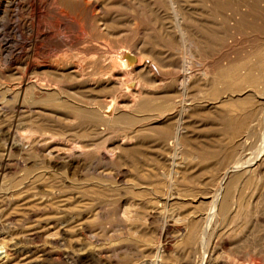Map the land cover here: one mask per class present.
Listing matches in <instances>:
<instances>
[{
    "label": "rangeland",
    "instance_id": "374dc122",
    "mask_svg": "<svg viewBox=\"0 0 264 264\" xmlns=\"http://www.w3.org/2000/svg\"><path fill=\"white\" fill-rule=\"evenodd\" d=\"M43 1L51 9L56 6L62 7V11H64L63 16H66V14L68 13L67 15L69 16V19H65L68 16L64 17V20H65L64 21L60 17L55 16L56 14L50 13V12L48 13L49 15L47 16L42 8L40 10L37 9L33 5V2L30 0H17V2L15 1L14 3H12L11 7L9 8V11L11 12L12 16L10 17L0 16V44L1 45L6 44L4 53L0 54V107L2 109L0 110V175L2 173H3L2 176L4 175L3 179L1 177V182H0L1 183L0 184V246H10L12 244H16V241H18L20 247L26 246L30 248L29 251H18L17 253L16 251L12 252L13 261L11 264L13 263L14 264L15 263L16 264L18 263L19 264H135V263L139 264V263H143L144 260H145V264H150V263L154 264L155 261L157 260L154 254L156 252L157 247L159 246L157 234L163 225L160 212L169 213V214L172 213L173 215L179 214V216L185 215L186 213L189 212V210L192 207L191 203H189L190 198H192L191 191L193 190L194 187L202 188L201 185H196L195 182H193L191 183V185L189 184V188L191 187L193 188L188 189L185 192L183 191V194H182L183 197H179L176 195V193H174L170 197V200L166 202L164 200L165 197L164 198L162 197L164 196L162 194H164L167 189L165 187L166 183L164 184L163 182H161L165 180V178H162V177L164 176L163 174L169 173V169L171 165V161H169L170 141L169 139L167 140H163V139L165 138L166 135H169V133H171V131L173 130L174 124H175V122L173 121L175 120H170L169 123L167 122L166 124L162 125L161 128H160V125H157V128H156L153 126V123L151 122L152 120H150V118H147L146 116L147 113L142 111V112H138L140 115L136 112L137 115L133 114V115L127 116L129 117L128 119L132 120V122L130 121V123L127 117H125L124 119H122V121H118L120 125L117 123L116 121L117 118H116L115 122L117 123V125L115 124L114 121H113L114 122L113 124L111 123L112 125L115 124L116 127L112 126L114 128H112L111 125L107 127L99 125V129L105 128L106 131L108 130V128L111 127L112 129H109L110 131L109 130L108 131L112 135H110V133L107 135V132H108L107 131L106 134L104 135H101V134L95 135L93 138L86 137V139L88 140L90 139V141H93L94 149L92 147L91 154L87 157V161L80 167V169L76 172L75 175L71 174L70 172H67L65 169L57 170V171H54L52 168L46 169L43 166L44 165L43 159L40 156L37 157L36 155L28 156L26 154H22L19 146L18 148H16L17 147L16 142H19L18 138L24 137L30 134L33 136H40L41 132L49 131L48 127L50 126L58 127L60 124L64 128L71 127V128H74L75 132H79L75 134L71 130V132L73 133L69 132L70 134L68 133L67 137L68 136L69 138L73 137V139L74 138L85 139V137L83 138V136L86 135V132H87L86 128L91 126V122L87 120V117H89L88 115L90 112L88 110H85V106L87 104H84V103H86V100L84 102V100L82 99L84 92L80 86L78 87L79 82H77L76 79H72L69 77H64V78L58 77L57 79H59V84L62 87V92L57 94L58 98L56 97V94H55V96H53L55 98L52 99L51 95L53 94H51L48 97H45L46 99H42V97H39V90H38L39 86L37 88L36 82L37 84L38 82L39 83L47 82V83L53 84V80L56 77H53V74H50V72H48L49 70L53 73V71L50 70L49 68L41 69L38 67V70L31 69V68L30 70L26 66L27 63L35 62V64H40V65L45 64V65H49L50 67L55 66V65L57 66L60 64H63L64 66L82 65L87 72L91 70L90 73L91 72L98 73L100 71L103 72L105 70H108L109 72L111 70H109L106 67L104 68L102 67V66H108L107 64L108 62L107 61L105 62V60L109 58L108 55L111 53H117L120 47H123V48L125 47L129 50L135 49L136 46L135 45L133 46L135 41L136 42L142 41L143 43L146 41L147 43L145 42L144 45L146 44L148 45V47L145 45L144 48L147 51L156 52L155 53L156 55H153L152 57L156 61L153 59L154 61L151 62L152 60L151 57H150L151 60L150 59L146 60V62L149 65H151V70L149 71V73L147 72V73L139 74V76L137 77L139 78L140 81L138 82H141V84H144L146 87H150L153 90L154 88H156L155 90L159 92H163L161 91V89L163 87V84L166 83L164 84L165 87H163V89L166 92H170L171 95L172 93H175V95L177 93V96L173 95L171 96V99L169 100H165L163 98L162 103H161V100H159V102L155 101L154 105H155V108L159 107L158 109H165L166 107H169L170 104L171 105L173 104L172 105L173 108L170 105L171 109L168 111L171 112V115L173 116L176 115L178 111L180 110V101L183 100V96L178 95V93L181 94V92L178 91L179 89L178 83L180 82L182 76L184 75L182 73H185V72L181 67L182 66L181 63L180 65H178L179 62H181L180 53L182 55V51H181L182 48L178 43L177 36L174 34V31L170 29L171 23H166V22H171V19H170L171 14H169L170 11L168 12V10L165 9L167 7V5H165L166 1L162 0L165 2L163 3L161 2V0H158V1L156 0H149V1L148 0H99V1L98 0L96 1L86 0V1H91L92 5L93 4L95 5L93 7H95L94 12L96 13L97 18L99 19L98 22L104 23V24L100 23V28L104 29V30L102 29L103 32L99 28V30L101 31H98L97 29V34H95V39H97L96 43H99L102 48H105L104 49L105 52H103V49L101 51L102 55L105 54L103 55L104 57L101 55L104 59L103 58L100 59L98 55L97 58L100 59L98 60L100 62L97 64L93 63V59H92L93 58L92 55L95 56L97 55V53H95L94 51L92 52L93 49L91 48V46H89V48L87 47L88 48L87 49L88 53H87V50L84 48V45L81 40L83 33L81 32V26H80L81 22L79 23V21H81L80 20L81 11L79 9L81 8V5H83V1L85 0H55V2L53 0H43ZM58 1L59 3L61 2L62 5L61 4L59 5ZM178 1H179V4L182 6V8L185 10V12L190 11V10L192 11L194 9L193 10L194 12L190 11L189 14L191 13L195 14V17H193L192 14L191 16L194 18L193 20L196 22V28L194 31V35L198 34V36L195 35L193 37L195 38L201 37L200 39L204 40L205 46L203 48L204 50L200 49L201 50V51L199 50L200 52H194V54L192 55L194 57L191 58V60L194 61V64H191L192 66L190 68V72H191V76L193 75L192 83H194L195 86L192 84V86L190 85V88L188 87L187 91L189 89L190 90L186 92L187 98H186V95L184 98L188 99V101L187 100L185 101L186 104H189L191 101L192 102L191 104L193 105L191 109H189L190 113L187 111V113L185 114V120L187 119L186 124H189V125H187V129L182 138L184 142V146L181 149L182 151L180 150L181 151L180 156L182 157L185 156L186 158H184L183 162L181 163L179 161H182V158L179 157L178 158L179 160L177 159V163L178 164L181 163L178 165L180 167L183 165L182 166L183 168H187V167L191 168V169L187 168L186 170L183 169V172H184L183 175L187 177H195L197 175L199 176L200 180L203 181L202 185L205 186L204 184L206 181L209 184H213V180H214V183H215V177L219 174L217 170L221 167L222 154H223L222 153L223 152V132L226 126V119H224V116L228 114H232V116L234 117H239L238 114L241 113V109H244L245 112L246 111L248 112L249 104H250L246 101V102L241 103L243 105L245 103V106L238 105V108H235L236 105L235 107L233 105V107L231 106V109L234 108L233 111H231L230 109V105H229L230 103H228L227 106L225 104L222 105V106H225V108H222V106L215 107L214 104H212L216 101L214 99V97H216L215 95L218 94L217 98L221 97L223 94L225 95L223 91L225 90V88L229 90L231 86L232 87L235 86L234 88H231V89H236V86L237 88H240L242 86V82L237 80V77H236L237 75L231 74L232 76L234 75V77H229L231 76L230 74L225 75V70H226L225 65L229 61L234 62L233 60L237 61L238 59L241 60L240 63L238 62L240 65H241V62H244V63L249 62V63H245V65L247 64V65L253 66L254 75L256 72L255 76H258L260 79L262 78L261 80L264 79V76H263L264 73H261V70L264 71L263 69L264 68V63H263L264 62V59H263L264 58V55H263L264 54V46H263L264 45V0H227V1L226 0H207V1L206 0H178ZM157 2H159V5L163 3L165 6H163L162 4H161L162 6L161 5L158 6ZM16 3H20V7L17 8ZM71 6H73L74 8H72ZM75 6L77 7L75 8ZM154 12L155 13L157 12V14H155ZM196 12L197 14L198 13L199 14L197 15ZM236 13H240L242 14V16H235ZM205 14L208 16H206ZM210 14H211V17H210ZM133 16L135 17L133 18ZM159 16H161V18L165 21L163 22V20H160L161 18H158ZM77 17H79L80 19ZM163 17L167 19H164ZM131 18L133 19L137 18L135 19L137 21ZM236 18L241 19L240 20L241 28H239L238 26L236 30H234V28H232L233 25H231V23L234 22ZM66 21L68 22L66 23ZM161 21L164 24L163 25L161 24L160 26ZM129 22H132V23H129ZM133 23H135V27L132 26L134 25ZM165 24L166 26L168 24L170 26L166 27L167 28L166 29ZM45 26H49V28L53 30V34L55 35V37L54 38L50 37L48 38V40L44 42H41L40 40L36 42L35 38L42 34ZM252 26L254 29H252ZM159 27H162V28H159ZM106 28H109L108 31L106 30ZM131 28L132 29L135 28L134 31H132ZM165 29L166 30L169 29L170 31L169 30L168 31L170 33L168 31H165ZM59 30L62 32L63 30L65 31L61 33L59 32ZM67 30L68 31L72 30V31L70 33ZM91 30L95 32L92 26H91ZM152 30L155 32H153ZM231 30L234 32L231 33ZM120 32L123 34H120ZM171 32L172 34H174V36H171L172 38L170 37V35H172ZM203 32H204V35H203ZM101 33H104V34H101ZM166 33L169 35L168 36L169 38L165 36ZM251 33L253 35H251ZM99 34L102 36L101 38L99 37ZM64 35H68V36L65 37ZM96 35L101 41L98 40ZM158 37H159V40H158ZM214 37L216 39L218 38L217 40L219 42L215 40ZM141 38L143 39L141 40ZM124 39L125 41L123 42ZM234 40L236 42H234ZM158 42H160L163 46H166V47H163ZM229 42L232 44H230ZM34 43H35V46H34ZM149 45L151 46V48L153 47L154 49L153 48H152L153 50L151 48L149 49L150 47ZM155 45H156V48H155ZM112 47H113V50H110L112 49ZM176 48H179V49H176ZM156 49H159V50L156 51ZM106 50H108L107 53H106ZM169 51L171 52L174 51L176 53H170ZM162 52L165 54H160ZM170 54L174 56L172 57V55ZM106 55L107 57H105ZM158 55H161V56L159 57ZM165 55L166 57L168 55V57L170 59L172 58V60L170 61L168 57H167L168 58L167 60ZM155 57H158L159 60ZM198 57H201V58H198ZM207 58H208V61H207ZM103 60L107 65L104 64ZM199 61L201 62L197 63ZM255 62H258V63L254 65L253 63ZM255 66H258V67L255 68ZM86 68L87 69L91 68V69L87 70ZM259 68H262V69H259ZM101 69H104V70H101ZM207 69L209 70V72L207 71ZM25 70H27V72ZM32 70L33 71L36 70V71L33 72ZM114 70H116V68ZM221 72H223V75H222L223 77L221 76L222 74ZM194 73H195V76H194ZM148 74L153 76L154 79L151 76H148ZM259 74L263 77L259 76ZM144 75L147 77H145ZM203 76H205V78ZM207 76L208 78H206ZM213 76H215V80L213 79ZM21 77H23V79ZM43 77L46 79H44ZM41 78H43L42 79L43 81L41 80ZM219 79H221L222 83L219 82ZM159 80L163 81V82L161 81L162 84L160 83ZM175 80L178 85H176ZM206 80H208L209 83L207 85H203L205 84ZM23 81L25 83L27 82L24 87L26 90H24L23 96L21 95L19 96L18 98L19 101H18L15 97L16 92L14 88L17 91L18 86ZM28 81H31V82H28ZM154 81H157L156 84L154 83ZM173 81H174V84H173ZM132 82L137 83V79L132 80ZM195 82L197 83L195 84ZM133 83L131 84V89L134 88ZM157 83H159V85ZM210 83L215 84V85H211V86H214L213 88H215V86L217 87L219 86L217 89L215 88V91H218L220 89L221 92L218 91V93L217 92L214 93V91L211 90V87L209 86ZM221 84L223 85L225 84L224 86H227V87L223 88L224 86H222ZM136 85H138V83ZM75 86H76V89L78 91L80 90L81 92L80 91L78 92L75 89ZM166 86H169V87H166ZM172 86H175V88ZM221 86L222 88H220ZM157 88L159 90H157ZM207 88H209L208 92H207ZM100 89L101 91L98 90L96 93L100 100H102L104 97L105 98L107 97V99L113 100V99L118 98L120 95L121 96L127 95V94H124L123 92L119 95L116 94L115 92L117 89L116 85H115V88L114 87H109V88L104 87V89H107L105 91L103 88H100ZM102 89L104 93L102 92ZM27 90H31V91L28 92ZM110 90H111V93H109ZM209 90L211 91L209 92ZM65 92L67 93L66 95L63 94ZM199 92L200 93L202 92V95L204 97L207 94L206 98L207 97L208 98L207 99L205 98L206 99L205 102L207 103L204 102V99L202 100V98L204 97L200 96L201 94L199 95ZM27 93L30 96H28ZM68 93H69L70 98L73 97L72 99H70V101H69V98H67ZM80 93H82L83 95ZM212 93L215 94L214 97H212L213 96ZM221 93L222 95H220ZM11 95H13L15 100L12 99L13 97L12 98L10 97ZM24 97H26L27 99H25ZM49 97L51 98L50 100H49ZM75 97L76 98L78 97V98L74 99ZM181 97H182V100L180 99ZM211 97L215 101H212ZM23 98L26 100L24 102L25 105L24 103H22L23 106L21 108H18L16 105H19L21 102H23L24 100ZM36 98L37 99L40 98V101L42 102H39L38 101L39 99L37 100ZM196 98L198 99L201 98L199 99V101L202 100L201 102H204V103H201V104L202 105L205 104V105L201 106V104L199 103L198 100H196ZM55 99H56L55 103L53 102L52 104L51 101L52 100L54 101ZM43 100H46V101L43 102ZM47 100L50 103L47 102ZM193 100L194 101L196 100V103L194 102L195 104L193 103ZM33 101H38L39 103L33 102ZM170 101L171 103H169ZM72 102H74V104L76 105H74ZM166 102L168 104H166ZM197 103L200 105L197 106L196 105ZM46 104H50V105L52 104V105L47 106ZM68 105L69 106L71 105V106L69 107ZM79 105L82 107H80ZM74 107H76L75 110H74ZM69 108L71 109L70 111H69ZM104 109L102 108L101 113L104 115H110V112H107L106 108ZM259 111H261V109ZM144 113H146L145 114L146 119H144V116H143ZM64 116L66 117L63 118ZM81 116L85 117L86 119L82 118ZM141 116H143V120ZM71 117H74L75 119V120L72 119V122H71ZM131 117L136 118V119L140 117L139 119L140 121L133 120V118ZM62 118L64 120H62ZM66 119L68 120L66 121ZM79 119L81 122L79 121ZM33 120H36V122H34ZM30 121L31 123L32 122L35 123V126L37 129L39 128L38 126H42L41 128H44V129L46 128L45 129L46 131L44 129L42 131H39L38 129V131L36 132L37 129L34 128L35 126L32 127V125L34 124H30ZM43 121H47L48 124L46 122L43 123ZM121 122L123 124H121ZM125 122H127L126 123L127 125L126 124L124 125ZM36 123L38 125H36ZM131 123H135V124L131 125ZM151 126H153L154 128H152L151 130H148L151 128ZM163 126L165 128H163ZM52 127H50V129ZM138 127H140L141 129ZM168 127L170 128L169 130H168ZM132 128L135 130H138L137 131L138 135L141 136L143 134L142 135L143 137L139 136V141L140 142L143 141L142 143L144 144V146H146V148L143 146V144H141V145H138L139 147H137L135 150L133 149V151L131 150L132 148L128 149L124 153V156L121 157V162L117 160V162L115 161L111 163L109 162V160H105L101 158L99 159L98 157H96V153L98 149L99 151H104L107 146L115 147L116 145H118L117 142L119 141L120 137L123 134L128 133L129 131L132 132L133 131ZM166 128L167 130H165ZM34 129H36L34 131L35 133L33 132ZM82 129L84 130V132L82 131ZM163 130L166 131L164 134H162ZM8 131L13 132L15 135V141H14L15 149L13 150L14 153H12L10 159L7 161L6 160L4 161L2 159L3 145L5 144ZM31 132H33V134ZM146 132L149 135H147ZM81 133L83 135H81ZM112 136H114V138H112ZM117 137H119V139ZM2 138L5 141H2L3 140ZM111 139L113 141L115 139L117 140H115L114 142H111L112 141ZM105 144H107V146ZM141 147L143 148L141 149ZM154 147L156 149H154ZM145 149H146V152H145ZM157 149H159V152ZM162 149H164L165 151ZM93 150H97V151H93ZM162 151L164 152L163 154H162ZM132 152H136V153L133 154ZM141 152L142 153L145 152V153L141 155ZM156 153L162 154L161 155L162 158L159 157L160 155L159 156L156 155ZM20 155H22L23 157ZM153 155L154 156L156 155V157H154ZM163 155L167 156V158H165ZM25 157H28L29 160L28 158H25ZM152 157H154V159ZM158 157L159 159H155ZM163 157L165 158V161ZM159 164H161V166ZM155 165L156 166L158 165L159 169L156 168ZM112 166L113 167L115 166V167L113 168ZM98 168H100L99 169L100 172ZM104 168H106V170H104ZM41 169L43 171L47 170L46 171L47 177H44L41 175L42 174ZM154 169H156L160 173ZM149 170L156 171L157 173L155 172L153 173L158 174L159 177L157 176L156 178L155 174H152V172H150ZM190 170L191 172H189ZM104 171L106 173H104ZM127 172L129 173V175ZM29 177L31 180H29ZM152 177L155 178L154 180H157V181H153ZM32 179L35 182H33ZM42 180L44 181L42 182ZM154 182H157V183H154ZM160 185L162 186L161 188H160ZM153 188L159 194L156 199H155L156 193L155 191H153ZM37 189L38 190L45 189L47 192H50V194L53 197L54 196L56 197V199L54 198L55 201L48 207L47 211H50L51 213L55 212L56 214H63L62 216H73V215H76L78 212H81L83 216V221H84L83 225L80 226L81 228H79V226H70V225L61 228L59 230V235H60L59 240L55 239L56 236L54 235V232H53L55 228L50 229V232H53L51 234V237L52 235L54 236V238L52 237V240L45 237L47 236V234H45V230H41V233H39V235H35V234L27 235L28 238H26V236L23 238V236L21 235L16 236V234L18 233L25 235L23 233L24 230H25L24 231L25 233L32 231L31 230L32 226H30L29 223H23V222L16 223V217L19 216L22 212L23 213L26 212L21 208V206L23 205L17 204L18 205V206L16 205L17 207L14 206V204L17 203L16 198L19 195L23 194L24 192H25L24 193L25 195L26 194L28 195L27 191L31 193L33 192V190L35 191ZM12 193H15V194L12 195ZM69 194L73 196L72 198L74 199V201H71V199L69 198L70 196H68ZM160 194L162 196H160ZM61 195H63L62 199H61L62 197ZM57 196H59V198ZM65 196L67 197V200ZM57 200L60 201V203ZM73 202H76V203H73ZM260 202L261 203L259 204V209L261 211V215L264 217V191L261 194ZM59 204L61 205L59 206ZM130 204L132 207L130 206ZM53 206H55V208ZM123 207L132 208L133 218L131 217V219L134 222L131 220L128 224L123 223V221L121 220L119 216V212H117V210L121 211V208L123 209ZM79 208H81V210H79ZM34 209H36V211L39 214L43 211L42 208H39L38 210L37 208H34ZM143 217L145 220V224H143ZM4 219H5V222H3ZM138 221H141V222H138ZM174 222H175L174 218L170 217L169 224L173 225ZM244 222H245V218L242 215L240 216L239 219L236 220V222L232 224L233 226L231 227H233V230H237L238 228H242V227L244 228L242 229L241 232H239L238 230L237 231V233L239 232L238 234L232 233L231 236L227 233V231H225L224 228H221V226H218L219 230L217 231V235L213 238V241H216L218 246L224 249L223 255H224V252L227 253V255L224 257L222 256V252L219 251V255L221 254V257H223L222 259L230 261L231 264L233 263L249 264V262L253 259H256L259 262V264H264V227L260 226L261 225L260 223L258 224L255 223V221H253L252 218L249 219L247 223H244ZM133 232L134 233L137 232V233L133 234ZM171 235H173V229H170L169 231V236L171 237ZM219 235L220 237H217ZM223 241H226L227 244L224 246H221V243H223ZM177 247L178 245L175 243L171 245L168 254L161 259L160 261L161 264H178V257H180L181 254L179 255V250L177 249ZM260 250L263 254L259 253ZM62 251L63 252L66 251L68 252V254L65 255V257L62 260H59L57 253L62 252ZM55 256L57 258H55ZM153 256H155L154 257L155 259L153 258Z\"/></svg>",
    "mask_w": 264,
    "mask_h": 264
},
{
    "label": "bare ground",
    "instance_id": "6f19581e",
    "mask_svg": "<svg viewBox=\"0 0 264 264\" xmlns=\"http://www.w3.org/2000/svg\"><path fill=\"white\" fill-rule=\"evenodd\" d=\"M15 1L17 2V0H0V14H1L0 16H2V17H7V16L10 17V16H12L11 15V12L9 11V8L11 7L12 3H14ZM30 1L33 2V5L37 9L40 10L42 8L43 11L46 13L47 16L49 15L48 14L49 12L56 14L55 16H58V17H60L63 20H64V17H67L68 16L67 15L68 14L67 13L68 11L66 12L67 13L66 16H63L64 15L63 14L64 11H62V7H59V6L57 7L56 6V7H54V8L51 9L50 7H48V5L43 0H30ZM53 1L55 2V0H53ZM156 1H158V0H156ZM164 1H166L167 4ZM164 1L161 0V2L165 3V5H167V7L165 9H167L168 12L170 11L169 14H171V16H170L171 22H166V23H171V26L169 24L166 26V24H165V28L168 27V26H170V29L173 30L174 31V34L177 36L178 43H179V45L182 48V50L180 49L182 51V55L180 53V56H181L180 57L181 58L180 60H181V62H179L178 65H180V63H181V65H182L181 67H182V69L185 72V73H182V74H184L183 76L181 74L182 78H181L180 82L178 83L179 84L178 91L181 92V94L178 93V95L183 96V100H182V97H181L180 99L182 101H180V110L179 111L177 110L178 113L176 115L173 116V115H171V112L168 111V110L171 109V107L173 108V106H172L173 104L172 105L170 104L171 107L169 105L170 108L165 106L166 107L165 109H158L159 107L158 108L157 107L155 108V105H154V102L155 101L159 102V100H161V103H162L163 98L165 100H169V99H171V96H173V95L174 96H177V93H176V95H175V93H172V95H171L170 92H166L163 89V87H165L164 84H166V83L163 84V87H162L163 90L161 89V91H163V92H159V91H156L155 90L156 88H154V90H153L152 88L146 87L144 84H141V82H138V81H140L139 78L137 77V76H139V74H141V73H147V72L149 73V71L151 70V65H149L146 62V60L150 59V57L152 58L153 55H156L155 54L156 52L147 51L144 48V46L146 45V44L144 45V43L146 41L144 43L142 41H139V42H136L135 41L134 44H133V46L134 45L136 46L135 49L129 50V49L125 48V47L124 48L123 47H120L119 48V51H117V53H111V54H109L108 55L109 58L108 59L106 58L107 60H105V62L106 61L108 62L107 63L108 66H102V67L103 68L106 67L109 70H111V71H109L110 73L108 72V70H105L103 72L100 71L98 73L97 72L96 73L94 72L95 74L92 73V72L90 73V71H91L90 69L91 68L90 69H87L86 68L87 70H90L89 72H87L82 65H67V66H64L63 64H60V65H57V66L55 65V66L50 67L49 65H45V64L40 65V64H35V62H29L27 64L25 63L26 66L29 69L31 68V69H37L38 70V67L41 68V69L49 68L50 70L53 71V73L51 71H49V70H48V72H50V74H53V77H56L53 80V84L52 83H47V82H41V83L38 82V84H37V82L35 80L36 85H37V88L39 86V89H38L39 90V97H42V99H46L45 97H48L51 94H53V95H51L52 96L51 98L53 99V98H55V97H53V96H55V94H56V97H57V94H59L60 92H62V87L59 84V79H57L58 77H60V78L69 77V78H72V79H76V81L79 82L78 87L80 86L81 89L84 92V95L82 93H80V94L83 95L82 99L84 100V102L86 100V103H84V104H87L86 105L87 107L85 106V110H88L90 112L89 115L87 113V115L89 116V117H87V120L89 122H91V126H89L88 128H86V131H87V132L85 131L86 132V135L83 136V138L85 137V139H81V138H74L73 139V137L72 138L70 137L71 138L70 139L69 136L67 137V135H68L69 132H71V130L75 134L76 133H79V132H75L74 131V128H71V127L70 128H64L61 124L58 127H54L53 126L54 128L52 126L48 125V126H50L52 128L50 129V127H48L49 129L48 128L47 129L49 131L47 130L48 132H41L40 133V136H33V135H31L29 133L30 135H27V136L18 138L19 139V142H16V146H17L16 148H18V146H19L21 153L22 154H26L28 156H30V155H34V156L36 155L37 157L40 156L43 159V163H44L43 166L46 169L52 168L54 171L65 169L67 172H70L71 174L75 175L76 172L80 169V167L87 161V157L91 154L92 147L94 146L93 141H90V139L89 140L86 139V137L93 138L95 135H99V134L104 135V134H106V132L109 129L114 128L112 126H115V124L117 125L118 121H122V119H124L125 117L130 116V115H133V114L137 115L136 112L137 113L138 112H142V111L143 112H146L147 114L144 113V115H143L144 116V119H146V117H145V114H146L147 118H150V120H152L151 122L153 123V126L156 127V128H157V125H160V128H161L162 125L166 124L167 122L169 123L170 120H175V121H173V122H175V124H174V128L172 127L173 130L171 131V133H169V135H166L164 139L161 137L163 140L169 139V141H170V143H169V155H170L169 161H171V165H170L169 173L168 174H163L165 177L163 175H162L163 177L161 176L162 178H165V180H163L161 182H163L164 184L166 183L165 187L167 189H166L165 193L162 194L164 196H162L161 194H160V196H162L163 198L165 197L164 198L165 202L166 201H169L170 200V197L174 193H176V195L179 196V197H183V195H182L183 194V191L185 192L188 189H192L193 187L189 188V184L191 185V183H193V182H195L196 185H201L202 188L194 187L193 190L191 191L192 192V198H190V202L189 203H191L192 207L189 210V212L186 213L185 215L179 216V214L178 215H175V214L173 215L172 213L169 214V213H161L160 212L163 225H162L161 229L159 230V232L157 234L159 246L157 247L155 254L153 252V254L156 256V257L153 256V258L155 257L157 259L154 264H161V262H160L161 259L168 254L169 249H170V247H171V245L173 243H175V244L178 245L177 249L179 250V255L181 254V256L178 257V264H231L230 261H227V260L222 259L223 257H221V254L219 255V251L222 252V256H224V257L227 255V253L224 252V255H223V250L224 249L223 248H220V246H218V244L216 243V241H213V238L217 235V231L219 230L218 226H221V228H224L225 231H227V233L230 236H231L232 233L238 234L239 232L242 231V229L244 227L238 228L237 230H233V227H231V226H233L232 224L234 222H236V220L239 219L240 216L243 215V217L245 218V222L244 223H247L249 221V219L252 218L253 221H255V223H257V224L260 223L261 224L260 226H263L264 227V217L261 215V211L259 209V204L261 203L260 202L261 201V194L264 191V81H263L264 79L261 80L262 78L260 79L258 76H255L256 75V72H255V75H254L253 66L247 65V64L245 65V63H249V62H245V63L244 62H241V65H240L239 63H240L241 60L238 59L237 61L233 60L237 64L234 63V62H232V61H229L225 65L226 66L225 75H229V74L230 75L231 74L237 75L236 76L237 77V80H239V81L242 82V86L240 88H237V86H236V89H231V88H234L235 87V86H233V87L231 86V88L229 89L230 91H229L227 88H225V87H227V86H224L225 84L224 85L221 84L222 86H224L223 88H225V90L226 89L227 90L226 91L223 90L224 93H225V95L224 94L222 95V93H221L220 95H222V96L219 97V98H217V95H218L217 93H218V91H220V89L218 91H215V88L217 89L219 86L218 87L215 86V88H213L214 86H211V85H215V84L210 83L209 86L211 87V90H213L214 93L217 92L216 93L217 95H215V94L212 93L213 94L212 97H214V95L216 96V97H214V99L216 101L211 97L212 98V101H215L212 104H214L215 107H220V106H222L224 104L227 106V104L230 103L229 105H230V109H231V106L233 107V105H234V107H235V105H236L235 108H238V105L239 106L240 105H243L241 103L247 101L248 103H250L249 104V110H248V112L247 111L245 112L244 109H241V113L238 114L239 117H234V116H232V114H228V115H225L224 116V119H226V126H225L224 132H223V152H222L223 154H222L221 167L217 170V172H219V174L215 177V183H214V180H213V184H209L206 181L205 184H204L205 186H203L202 185L203 181L200 180L199 176L196 175L195 177H187V176L183 175L184 174L183 169H185V170L187 168L191 169L190 167L183 168L182 167L183 165L181 167L178 166V165L183 162V159L184 158H186L185 156L184 157L180 156L181 155V151H182L181 149L184 146V142H183L182 138H183V135H184V133H185V131L187 129V125H189V124H186V120L187 119L185 120V114L187 113V111L189 112V109H191V107L193 105V104H191L192 102L190 100H189L190 103L189 104H186L185 101L186 100L188 101V99H185L184 97L186 95V92H188L190 90L189 89L187 91L188 87L190 88V85L191 86H192V84L194 85V83H192V79H193L192 76L193 75L191 76V72H190V68L192 66L191 64H194V61L191 60V58L194 57L192 55L194 54V52H200L201 51L200 49H203L205 45H204V40L200 39L201 37L200 38L199 37L198 38L193 37L195 35L198 36V34H195L194 35V31H195V28H196V22L193 20L194 19L193 17H195V14L194 13H191L192 16H193L192 17L191 14H189L191 10L185 12V10L179 4V1L178 0H164ZM159 2H157L158 3V6H160L161 4L163 6H165L163 3H161L159 5ZM157 3H156V5H157ZM29 4H30V2H29ZM58 4L60 5L61 2L59 3V1H58ZM146 5H147V3H146ZM93 6H95V5L94 4L92 5V2L91 1H86V0L83 1V5H81V8L79 9L81 11V14H80L81 15V19L79 17H77V18H79L81 20V21H79V23L81 22V24H80V26H81V32L83 33V36H82L81 40H82V43L84 45V48L87 50L89 48V46H91V48L93 49L92 52L94 51L95 53H97V55L94 54L95 56L92 55L93 58L91 57L93 59V63L97 64V63L100 62L98 60H100L101 58L104 57L103 55H105V54L102 55L101 54V51L103 49V52H105V50H104L105 48H102L99 43H96V40L97 39H95V34H97V29H98V31H101L103 28L102 29L100 28V23H102V22H100V23L98 22L99 19L97 18L96 13L94 12V10H95L94 8L95 7H93ZM213 6H215V5H213ZM16 7L17 8L20 7V3H16ZM71 7L74 8L73 6H71ZM76 7L77 6H75V8ZM213 13H215V12H213ZM108 14H109V12H108ZM155 14H157V12ZM196 14H197V12H196ZM221 15H223V14H221ZM206 16H208V15H206ZM235 16H242V14L236 13ZM134 17L135 16H133V18ZM210 17H211V14H210ZM124 18H126V17H124ZM133 18H131V19H133ZM158 18H161V16H159ZM65 19H69V16L67 18H65ZM135 19H137V18H135ZM135 19H133V20H135ZM164 19H167V18H164ZM160 20H163V19L161 18ZM160 20H158V21H160ZM240 20L241 19L236 18V20H234V22L231 23V25H233L232 28H234V30H236V28L238 26H239V28H241L240 27L241 26ZM127 21H128V19H127ZM135 21H137V20H135ZM164 21L165 20H163V22ZM67 22L68 21H66V23ZM108 22H110V21H108ZM161 22H160V26H161V24L162 25L164 24L163 22L162 23ZM129 23H132V22H129ZM135 23H133L134 24V25H132L133 27H135ZM77 24H78V22H77ZM102 24H104V23H102ZM117 24H119V23H117ZM125 24H126V22H125ZM91 26L95 30V32L93 30H91ZM102 26H104V25H102ZM140 27H139V29H140ZM99 28L101 30H99ZM159 28H162V27H159ZM108 29L109 28H106L107 31H108ZM134 29H132V31H134ZM166 29H165V31H168L169 30V29L168 30H166ZM207 29H209V28H207ZM217 29H219V28H217ZM252 29H254L253 26H252ZM103 30H102V32H103ZM161 30H163V29H161ZM64 31L65 30H63V32ZM71 31L72 30H70L68 32L71 33ZM59 32L63 33L60 30H59ZM153 32H155V31H153ZM172 32H171V34H172ZM233 32L234 31L231 30V33H233ZM255 32H257V31H255ZM140 33H138V34H140ZM252 33H251V35H253ZM101 34H104V33H101ZM120 34H123V33L120 32ZM120 34H118V35H120ZM166 34H165V36L168 37L169 35L168 34L166 35ZM174 34L170 35V37L171 36H174ZM53 35H54L53 34V30H51L49 28V26H45V28L43 29L42 34L39 35L38 37L35 36L36 37L35 38V41L38 42L40 40L41 42H44V41L48 40V38H50V37H53L54 38L55 35L54 36ZM203 35H204V32H203ZM217 35H219V34H217ZM64 36L66 37L68 35H64ZM153 36H155V35H153ZM96 37L98 38L97 35H96ZM99 37L101 38L102 36L99 34ZM125 39L123 40V42L125 41ZM142 39L143 38H141V40ZM217 39L215 38V40H217ZM98 40H100V39L98 38ZM127 40H129V39H127ZM136 40H137V38H136ZM158 40H159V37H158ZM150 41H152V40H150ZM161 41H163V40H161ZM175 41H176V39H175ZM223 41H224V39H223ZM213 42H214V40H213ZM234 42H236V41L234 40ZM35 43H34V46H35ZM158 43L161 44L160 42H158ZM158 43H156V44H158ZM232 43H233V41H232ZM232 43H230V44H232ZM5 45H1L0 44V54L4 53V51H5ZM109 45H110V43H109ZM146 46L148 47V45H146ZM243 46H245V45H243ZM81 47H82V45H81ZM163 47H166V46H163ZM150 48H151V46L149 47V49ZM155 48H156V45H155ZM85 49H84V51H85ZM176 49H179V48H176ZM110 50H113V47ZM157 50H159V49H156V51ZM235 51H237V50H235ZM107 52H108V50H106V53ZM113 52H115V51H113ZM169 52L170 53H176L174 51L173 52L169 51ZM87 53H88V50H87ZM160 54H165V53L162 52ZM166 54H167V52H166ZM98 55H99V58L100 59L97 58ZM170 55H172V54H170ZM202 55H203V53H202ZM253 55H255V54H253ZM158 56L160 57L161 55H158ZM162 56H164V55H162ZM173 56L174 55H172V57ZM105 57H107V55ZM165 57H166V55H165ZM167 57H168V55H167ZM155 58H157L159 60L158 57H155ZM168 58H167V60H168ZM198 58H201V57H198ZM261 58H263V57H261ZM153 59L154 58H152V60L150 59L151 62L155 60V59L154 60ZM171 60H172V58L170 59V61ZM207 61H208V58H207ZM261 61H263V60H261ZM91 62H92V60H91ZM103 62H104V60H103ZM105 62H104V64H106ZM200 62L201 61H199L197 63H200ZM256 63H258V62H255L253 64L256 65ZM156 64H154V65H156ZM257 67L258 66H255V68H257ZM115 68H116V70H114ZM259 69H262V68H259ZM27 70H25V71L27 72ZM101 70H104V69H101ZM221 70H223V69H221ZM35 71H33V72H35ZM207 71L209 72L208 69H207ZM262 71L263 70H261V73H264V71L263 72ZM205 72H206V70H205ZM195 73H194V76H195ZM202 73H204V72H202ZM221 73H222L221 74V76H222L223 75V72H221ZM197 74H198V72H197ZM20 75H21V73H20ZM148 76H151V75L148 74ZM196 76H198V75H196ZM259 76H261V75L259 74ZM263 76H261V77H263ZM23 77H21V78L23 79ZM53 77H51V78H53ZM145 77H147V76H145ZM151 77L154 79L153 76H151ZM203 77L205 78V76H203ZM229 77H234V75L233 76L231 75ZM43 78H41V80ZM140 78H141V76H140ZM206 78H208V76ZM44 79H46V78H44ZM134 79H137L138 85H136L137 83H133L132 82V80H134ZM213 79L215 80V76H213ZM41 80H39V81H41ZM164 80H165V78H164ZM63 81H65V80H63ZM157 81H154V83L156 84ZM161 81H160V83H161ZM28 82H31V81H28ZM135 82H136V80H135ZM175 82H176V80H175ZM219 82H221V79H219ZM232 82H233V80H232ZM22 83L18 86L17 91L14 88V90L16 92L15 93L16 94L15 97H16V99L18 101H19V99H18L19 96L20 95L23 96V92H24V90H26L24 87H25V85H26L27 82L25 83L23 81ZM64 83H66V82H64ZM132 83L134 85V88L131 89V84ZM154 83H152V84H154ZM196 83L197 82H195V84ZM208 83H209L208 80H206L205 81V84H203V85H207ZM157 84L159 85V83H157ZM173 84H174V81H173ZM178 84L176 82V85H178ZM115 85L117 87V89L115 91L116 94L119 95V94H121L123 92L124 94H127V95L126 96H121L120 95L121 97L119 96L118 98L113 99V100L107 99V97L105 98L104 97L105 95H104L103 96L104 98L103 97H102L103 99L101 98L102 100L99 99V97H98V95L96 93H97L98 90L101 91L100 88H103V89H104V87L105 88H107V87L108 88L109 87H114L115 88ZM222 86L220 88H222ZM63 87H65V86H63ZM166 87H169V86H166ZM172 87L175 88V86H172ZM209 88H207V92H208V89ZM75 89H76V86H75ZM103 89H102V92H103ZM73 90H74V88H73ZM105 90H107V89H104V91ZM157 90H159V89L157 88ZM211 90H209V92ZM27 91L30 92L31 90H27ZM27 91H25V92H27ZM169 91H171V90H169ZM109 93H111V90H110ZM15 94H13V95H15ZM63 94L66 95L67 93L65 92ZM13 95H11L10 97L12 98ZM199 95L200 96H203L202 95V92L201 93L199 92ZM28 96H30V95L28 94ZM64 96H63V98H64ZM206 96H207V94L205 95V97L203 96L204 98H202V100L204 99V102L208 98V97L206 98ZM24 98L27 99L26 97H24ZM51 98L49 97V100ZM67 98H69V101H70V99H72L73 97L70 98L69 93H68V97ZM77 98L75 97L74 99H77ZM186 98H187V95H186ZM12 99L15 100L14 97ZM25 99L23 100V102H21L19 105H16V106L18 108H21L23 106L22 103H24L26 101ZM38 99L37 100L39 102H42V101H40V98H38ZM199 99H201V98H199ZM199 99L196 98V100H198V101H199ZM196 100L195 101L193 100V103L194 102L196 103ZM202 100L199 101L200 104L201 103H204V102H201ZM30 101H32V100H30ZM38 101H33V102H38ZM45 101L46 100H43V102H45ZM55 101H56V99L54 101L52 100L51 101L52 104H53V102L55 103ZM66 101H67V99H66ZM81 101H79V102H81ZM47 102H49V101L47 100ZM211 102H210V104H211ZM17 103H19V102H17ZM72 103L74 104V102H72ZM169 103H171V101ZM205 103H207V102H205ZM43 104H45V103H43ZM57 104H58V102H57ZM166 104H168V103L166 102ZM200 104L197 103L196 105L198 106ZM24 105H25V103H24ZM46 105L48 106L50 104H46ZM74 105H76V104H74ZM204 105L201 104V106H204ZM243 106H245V103H244ZM80 107H82V106H80ZM102 108L103 109L106 108L107 112H110V115H104V114H102L101 113ZM222 108H225V106H222ZM75 109H76V107H74V110ZM233 109H231V111H233ZM260 109H261V111H259ZM0 110H2L1 107H0ZM70 110L71 109L69 108V111ZM141 114H143V113H141ZM78 116H80V115H78ZM143 116H141L142 117V120H143ZM65 117L66 116H64L63 118H65ZM63 118H62V120H64ZM82 118L86 119L85 117H82ZM116 118H117V120H116L117 123L115 122V119ZM128 118L129 117H127V119ZM131 118H133V117H131ZM232 118H234V119H232ZM72 119L75 120L74 117H71V122H72ZM139 119H140V117H138V119L133 118V120H136V121L139 120ZM36 120H33V121L36 122ZM67 120L68 119H66V121ZM128 120H129V123H130V121L132 122L131 119H128ZM31 121H30V124H34V125H32V127H34L35 126V123H33V122L31 123ZM79 121H80V119H79ZM113 121L115 122L114 125H112L114 123ZM44 122L47 123V121H43V123ZM65 123H67V122H65ZM126 123L127 122H125L124 125ZM118 124L120 125V123H118ZM121 124H123V123L121 122ZM133 124H135V123H131V125H133ZM36 125H38V124L36 123ZM53 125H54V123H53ZM99 125H102L104 127L105 126L107 127V126H110L111 125L112 128L110 127L106 131L105 128L99 129ZM153 126H151V128L148 129V130H151L152 128H154ZM38 127H39L38 128L39 131H42L44 129V128H41L42 126H38ZM131 127H133V126H131ZM34 128H36V126ZM138 128H140V127H138ZM147 128H148V126H147ZM163 128H165V127L163 126ZM36 129H34L33 132ZM38 129L36 130V132L38 131ZM169 129L170 128L168 127V130ZM84 130H85V128H84ZM84 130L82 129L83 132H84ZM134 130L135 129H133V131ZM143 130H144V128H143ZM165 130H167V128ZM109 131L107 132V135L110 133ZM125 131H126V129H125ZM133 131L132 132L129 131L128 133L123 134L120 137V139H119V137H117L119 139V141L117 142L118 145L115 144L116 145L115 147H113V146L112 147H108L107 144H105L107 147L105 148L104 151H99V149H98L99 152L97 150H93V151H97L96 157H98L99 159L101 158V159L109 160V162H111V163H113L115 161L117 162V160H119L121 162V157L124 156V153L128 149H131L132 148L131 150L133 151V149L135 150L137 147H139L138 145L143 144L142 143L143 141L142 142L139 141V136L140 135H138V132H137L138 130H135L134 132ZM33 132H31V133L33 134ZM73 132H71V133H73ZM165 132L166 131L163 130V133L162 134H164ZM81 135H83V134L81 133ZM110 135H112V134L110 133ZM117 135H118V133H117ZM142 135L140 137H143ZM147 135H149V134L147 133ZM5 136H6V134H5ZM21 136H22V134H21ZM79 136H80V134H79ZM116 136H115V138H116ZM163 137H164V135H163ZM3 138H5V137H3ZM112 138H114V136H112ZM18 139H16V140H18ZM115 140H117V139H115ZM2 141H5V140L3 139ZM14 141H15V135H14V133L11 132V131H8L7 136H6L5 144L3 145V153L1 152L2 153V159L4 161L5 160L6 161L9 160L10 157H11V155H12V153H14L13 152V150L15 149ZM114 141L112 140L111 142H114ZM143 146H144V144H143ZM158 146H160V145H158ZM144 147L146 148V146H144ZM161 147H162V145H161ZM142 148L143 147H141V149ZM93 149H94V147H93ZM154 149H156V148L154 147ZM157 150L159 152V149H157ZM162 150H164V149H162ZM145 152H146V149H145ZM145 152H143V153H145ZM132 153L134 154L136 152H132ZM143 153L141 152V155ZM160 153H161V151H160ZM163 153L164 152L162 151V154ZM19 154H20V152H19ZM162 154H159V153L157 154L156 153V155H158V156L160 155L159 156L160 158H162L161 157ZM156 155L155 156L153 155V156L156 157ZM20 156H22V155H20ZM136 156H138V155H136ZM163 156L165 158H167V156H165V155H163ZM154 157H152V158L154 159ZM159 157L158 158H155V159H159ZM179 157L182 158V161H179L181 163L178 164L177 163V159ZM25 158H28V157H25ZM165 158H164V161H165ZM189 158H190V156H189ZM28 160H29V158H28ZM37 164H39V163H37ZM105 164H106V162H105ZM115 164H117V163H115ZM159 165L161 166V164H159ZM155 166H154V168H155ZM108 167H110V166H108ZM108 167H107V169H108ZM158 167L159 166L157 165L156 168H158ZM99 169L100 168H98V170ZM104 170H106V168H104ZM154 170H156V169H154ZM154 170L153 171L149 170V171L152 172V174H155V173L159 172L157 170H156L157 172L154 171ZM27 171H29V170H27ZM46 171L45 170L44 171L42 170L41 171V173H42L41 175L44 176V177H47L46 176ZM99 172H100V170H99ZM153 172H155V173H153ZM163 172H165V171H163ZM189 172H191V170ZM104 173H106V172L104 171ZM2 174L0 175V182H1V177H2V179L4 177V175L2 176ZM148 174H149V172H148ZM32 175H34V174H32ZM128 175H129V173H128ZM65 176H67V175H65ZM157 176L159 177L158 174H155V177L156 178H157ZM152 179H153V181H157V180H154L155 178H153V177H152ZM29 180H31L30 177H29ZM32 181L35 182L33 179H32ZM43 181L44 180H42V182ZM37 183H39V182H37ZM154 183H157V182H154ZM32 186H33V184H32ZM161 187L162 186L160 185V188ZM155 189H157V188H155ZM153 191H155V193H156V195H155V199H156L159 194L157 193L156 190H154V188H153ZM27 192H28V195L27 194L25 195L24 194L25 192H24L23 193L24 195L21 194V195H19L16 198V202L17 203L14 204V206L17 207L18 206L17 204L23 205V206H21V208L24 211H26L24 213L22 212L19 216L16 217V223L17 222L29 223L30 226H32L31 227V230L32 231L30 232L28 230L29 232H26L27 233L26 234L24 232L25 231L24 230L23 233L25 235L18 233V234H16V236L17 235L18 236L21 235V236H23V238L25 236H26V238H28L27 235H34V234L35 235H39V233H41V230H45V234H47V236H45L43 234L45 237H47L48 239H51L52 240V237L54 238V236L52 235V237H51V234L54 232V235L56 236L55 239H58L59 240L60 239L59 238V236H60L59 235V230L61 228L65 227V226H68V225H70V226H79V228H81L80 226L83 225L84 221H83V216H82V213L81 212H78L76 215H73V216H62L63 214H56L55 212L51 213L50 211H47L48 207L55 201L54 198L56 199V197L55 196L53 197L50 194V192H47L45 189H43V190H38L37 189L35 191L33 190V192H31V193H29V191H27ZM13 194H15V193H12V195ZM18 194H19V192H18ZM61 196H62L61 197V199H62L63 198V195H61ZM68 196H70L69 198L71 199V201H74V199L72 198L73 196H71L70 194ZM78 196H79V194H78ZM57 197L59 198V196H57ZM12 198H13V196H12ZM14 198H15V196H14ZM75 198H76V196H75ZM63 200H65V199H63ZM66 200H67V197H66ZM58 202L60 203V201H58ZM76 202H73V203H76ZM73 203H71V204H73ZM60 205L61 204H59V206ZM130 206H131V204H130ZM53 207L55 208V206H53ZM131 207H126V208L123 207V209L121 208V211L120 210L119 211L117 210V212H119V216H120L121 220L123 221V223L128 224L132 220L131 217L133 218V216H132V208ZM34 208H37V210L39 208H42L43 211L39 214L36 211V209H34ZM79 210H81V208H79ZM157 212H159V211H157ZM11 216H13V215H11ZM7 217H8V215H7ZM170 217H173L174 218V221L175 222H174L173 225L169 224ZM219 221H220V223H219ZM3 222H5V219H4ZM138 222H141V221H138ZM143 224H145L144 217H143ZM52 228H55L56 230L54 229L55 231L53 230V232H50V229H52ZM170 229H173V235H171V237L169 236ZM238 230H239V232L237 233ZM128 232H130V231H128ZM136 233L137 232H135V233L133 232V234H136ZM217 237H220V235L217 236ZM62 244H63V242H62ZM226 244H227V242L226 241H223V243H221V246H224ZM41 248H42V246H41ZM230 248H231V246H230ZM29 250H30V248H28L26 246L20 247L18 241H16V244H12L10 246H0V264H11L12 261H13L12 252H14V251H16V253H17L18 251H29ZM259 253H262L261 250H260ZM67 254H68V252H66V251H64V252L62 251V252H58L57 253L59 260H62L65 257V255H67ZM39 256H40V254H39ZM24 257H22V258H24ZM55 258H57V257L55 256ZM143 263L145 264V260H144ZM143 263H139V264H143ZM135 264H137V263H135ZM233 264H235V263H233ZM249 264H259V262L256 259H253V260H251L249 262Z\"/></svg>",
    "mask_w": 264,
    "mask_h": 264
}]
</instances>
